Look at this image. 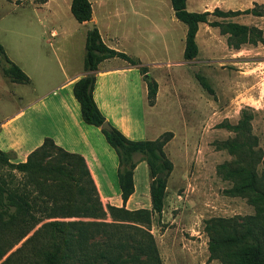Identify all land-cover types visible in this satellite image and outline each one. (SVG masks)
<instances>
[{"label":"trees","instance_id":"1","mask_svg":"<svg viewBox=\"0 0 264 264\" xmlns=\"http://www.w3.org/2000/svg\"><path fill=\"white\" fill-rule=\"evenodd\" d=\"M186 2L170 0L175 18L187 28L183 52L185 61L198 56L196 34L201 23L219 27L223 34L228 35L229 46H237L234 42L256 44L263 40L254 28L231 22L223 25L208 19L209 16L225 18L241 14L262 17L259 6L243 12L214 10L212 13H195L187 11ZM70 12L78 23L91 21L92 10L88 0H72ZM0 56L4 60H0V71L4 77L14 83H28V77L5 57L1 46ZM111 58L139 66L142 75L147 73V68L140 66L139 61L107 48L94 28L87 32L85 40L86 75L74 84L73 95L80 105L83 122L100 128L117 154L118 184L124 202L134 191L135 156H140L147 163L151 177V209L129 211L107 206L112 217L110 223L102 220L89 223L45 222L1 264H162L150 224L151 217L160 215L163 210L166 178L173 170L164 147L173 134L166 132L153 141H131L113 127L110 131L101 128L106 120L93 99L94 72L102 61ZM195 77L208 93H212L199 73ZM146 84L147 102L152 106L157 83L147 79ZM251 120L252 115L243 110L238 124L233 127L235 136L222 144V149L231 154L233 160L220 165L218 174L232 183L230 193L233 196L247 199L255 214L217 218L207 223L209 259L218 260L221 264H264V159L258 139L251 132ZM15 173L40 186H37L42 196L40 204L26 185L18 187L14 184ZM40 206L44 213L38 216L36 210ZM75 213L93 219L105 217L96 186L82 157L65 152L49 139L24 163H13L10 154L0 151V260L41 222Z\"/></svg>","mask_w":264,"mask_h":264},{"label":"crops","instance_id":"2","mask_svg":"<svg viewBox=\"0 0 264 264\" xmlns=\"http://www.w3.org/2000/svg\"><path fill=\"white\" fill-rule=\"evenodd\" d=\"M0 1L15 8L48 6L52 2ZM88 1L91 21L104 45L147 68V73L142 75L139 66L119 58L106 59L99 64L94 72L93 99L106 122L131 141H153L166 132L172 133L173 138L164 147L167 158L169 149L178 140L184 150L186 138H190L194 130L190 122L208 118L210 103L209 93L196 78L187 80L179 74V68L194 69L191 64L195 59H183L187 28L175 18L170 0ZM207 1L212 0H197V3L187 0V11L212 13L208 8H215V4ZM5 21L8 27L3 31L11 34L2 45L5 57L18 66L29 81L18 84L4 77L7 94L16 101L24 100L25 106L14 108L12 113L0 112V151L10 154L13 163H24L46 139L52 140L56 147L84 159L104 206L129 211L150 210L151 177L147 163L138 159L133 172L134 191L124 202L118 184L117 154L100 128L83 122L80 105L73 95L74 84L86 75L87 24L76 21L75 34L79 37L73 40L64 29L59 32L51 28L49 39H43L48 49H40L20 42L22 32L33 24L32 19ZM203 29L210 35L214 33L208 24H199L196 34L199 51ZM173 55L182 57L174 61ZM147 79L157 83L152 106L147 102Z\"/></svg>","mask_w":264,"mask_h":264},{"label":"rangeland","instance_id":"3","mask_svg":"<svg viewBox=\"0 0 264 264\" xmlns=\"http://www.w3.org/2000/svg\"><path fill=\"white\" fill-rule=\"evenodd\" d=\"M192 2L197 3V0ZM207 2L215 4V8H208L209 10L221 12H226L227 9L243 12L259 6L258 11L263 13L262 17L241 14L225 18L210 16L209 20L223 25L231 22L254 28L263 40L256 44L234 42L237 46H229L228 35L223 34L219 27H212L213 35L203 29L199 38L200 51L191 64L194 69L179 68V74L187 80H195L194 72L199 73L212 89V93H209V116L190 122L194 130L190 138H186L184 150L178 140L168 151L173 170L166 178L162 213L154 214L150 224V232L162 264H221L218 260L209 259L207 223L217 218L255 214L254 207L246 198L230 193L232 183L218 174V167L233 160V156L222 149V144L235 136L233 127L238 124L243 110L252 115L251 132L258 139L264 159V0ZM70 4L71 0H52L48 6L26 5L15 8L0 1V46L2 47L11 36L3 29L8 27L5 20L12 18L32 19L33 24L27 26L28 31H23L20 36V42L29 48L48 49L44 40L49 39L51 28L59 32L64 29L72 35V40L77 39L79 35L75 33L78 23L70 13ZM54 19L59 21H50ZM179 57L182 55H173L171 59L175 61ZM0 59L3 60L2 56ZM0 80V112L6 110L12 113L14 108L25 106L24 100L16 101L7 94L8 84L1 72ZM134 159L138 161L140 156L137 155ZM15 174L16 177L12 179L14 184L18 187L26 185L40 204L39 199L42 196L41 191L37 189L39 185L20 174ZM38 180L42 182V179ZM49 182L51 181L47 183ZM101 209L105 214L103 219L82 217L75 213L59 215L41 222L0 260V264L45 222H112L107 206L101 203ZM43 213V208L38 207L36 215Z\"/></svg>","mask_w":264,"mask_h":264},{"label":"water","instance_id":"4","mask_svg":"<svg viewBox=\"0 0 264 264\" xmlns=\"http://www.w3.org/2000/svg\"><path fill=\"white\" fill-rule=\"evenodd\" d=\"M86 24H87V26H88L89 31H92V30L94 29V25H93V22H92V21H89V22H87ZM146 77H147V76H146ZM101 128L104 129V130H107V131H110V130H111V126H110L107 122H105V123L101 126ZM158 177L161 178L162 175H159Z\"/></svg>","mask_w":264,"mask_h":264}]
</instances>
